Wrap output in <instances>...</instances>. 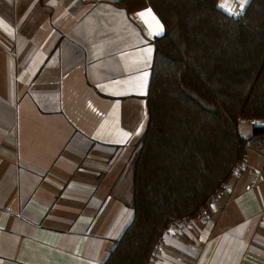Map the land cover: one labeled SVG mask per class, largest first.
<instances>
[{
	"label": "crops",
	"instance_id": "obj_1",
	"mask_svg": "<svg viewBox=\"0 0 264 264\" xmlns=\"http://www.w3.org/2000/svg\"><path fill=\"white\" fill-rule=\"evenodd\" d=\"M118 1L0 0V264H103L134 219L165 26ZM245 164L204 220L164 238L161 264H264V147Z\"/></svg>",
	"mask_w": 264,
	"mask_h": 264
},
{
	"label": "trees",
	"instance_id": "obj_2",
	"mask_svg": "<svg viewBox=\"0 0 264 264\" xmlns=\"http://www.w3.org/2000/svg\"><path fill=\"white\" fill-rule=\"evenodd\" d=\"M221 0H120L152 8L165 26L154 41L148 125L132 161L134 219L103 264H148L165 230L209 209L236 165L264 147V0L236 16ZM254 120L245 137L241 124Z\"/></svg>",
	"mask_w": 264,
	"mask_h": 264
},
{
	"label": "built area",
	"instance_id": "obj_3",
	"mask_svg": "<svg viewBox=\"0 0 264 264\" xmlns=\"http://www.w3.org/2000/svg\"><path fill=\"white\" fill-rule=\"evenodd\" d=\"M248 124L253 125L254 124V120H248L247 121ZM246 169V164L244 163H239L238 165L235 166L234 171H233V179H236L243 170ZM250 172L253 174V178L250 180L249 185H248V189H250L252 186H255L257 184V179L254 176H258L259 175V170L257 168L254 167H250ZM231 190V185H226L220 192H219V198L224 197L225 194H228ZM215 209V201L210 205L209 209L205 210L204 212H202L198 217L199 220H204L211 211H213ZM195 219V218H194ZM193 219H187V220H177L171 227H169L167 230H165L164 234H163V238L162 240L156 244V246L154 247L150 259H149V263L148 264H161V256L164 253V238L166 236H176L178 235L183 229L184 227L189 224Z\"/></svg>",
	"mask_w": 264,
	"mask_h": 264
},
{
	"label": "snow or ice",
	"instance_id": "obj_4",
	"mask_svg": "<svg viewBox=\"0 0 264 264\" xmlns=\"http://www.w3.org/2000/svg\"><path fill=\"white\" fill-rule=\"evenodd\" d=\"M220 6L223 7L226 11H229L231 14H237L233 11L231 7V0H222ZM240 6L243 7V0H241ZM137 16L147 24L149 28V33L151 35H157L162 30V25L159 24V21L155 18L154 14L151 12L150 9L138 13ZM149 51L151 50L149 49ZM125 135L130 134L126 133Z\"/></svg>",
	"mask_w": 264,
	"mask_h": 264
},
{
	"label": "rangeland",
	"instance_id": "obj_5",
	"mask_svg": "<svg viewBox=\"0 0 264 264\" xmlns=\"http://www.w3.org/2000/svg\"><path fill=\"white\" fill-rule=\"evenodd\" d=\"M240 2H241V0H231V7H232V9H233V11L235 12V13H240V12H242L245 8H246V6L248 5V3H249V0H243V7H241L240 6ZM221 3H222V0H221ZM221 3H220V5H221ZM221 7V6H220ZM223 10H225L223 7H221ZM226 11V10H225ZM226 12H228L229 14H231L229 11H226ZM237 14H232V15H237ZM248 123L246 124V125H244V124H241L240 125V131H241V133H242V135L243 136H245V137H250L247 133L248 132H246L245 131V129H246V127H248ZM250 126H252L251 124H250ZM249 128V127H248ZM255 154V153H254ZM255 168V167H254ZM259 170V169H258ZM228 194H225V196L224 197H226ZM221 198H223V197H221Z\"/></svg>",
	"mask_w": 264,
	"mask_h": 264
},
{
	"label": "water",
	"instance_id": "obj_6",
	"mask_svg": "<svg viewBox=\"0 0 264 264\" xmlns=\"http://www.w3.org/2000/svg\"><path fill=\"white\" fill-rule=\"evenodd\" d=\"M264 141V137H255L252 141L251 144H256L258 142Z\"/></svg>",
	"mask_w": 264,
	"mask_h": 264
}]
</instances>
